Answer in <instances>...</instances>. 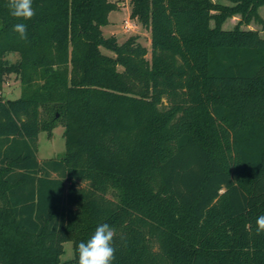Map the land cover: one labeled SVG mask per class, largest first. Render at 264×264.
<instances>
[{"label":"trees","instance_id":"1","mask_svg":"<svg viewBox=\"0 0 264 264\" xmlns=\"http://www.w3.org/2000/svg\"><path fill=\"white\" fill-rule=\"evenodd\" d=\"M118 1L33 0L18 21L0 0V93L20 84L0 95V264H78L103 223L113 264H264V38L241 28L264 0H129L149 58L103 35ZM57 125L64 154L39 159Z\"/></svg>","mask_w":264,"mask_h":264},{"label":"rangeland","instance_id":"2","mask_svg":"<svg viewBox=\"0 0 264 264\" xmlns=\"http://www.w3.org/2000/svg\"><path fill=\"white\" fill-rule=\"evenodd\" d=\"M214 2L231 5L233 2L231 0H212ZM258 12L264 22V5L260 6ZM130 3L129 0H119L118 8L112 10L108 19L107 25L102 27V32L104 36H114L119 43L125 41L129 36H137L138 41L148 49L146 57L150 56V30L148 27L142 25L140 21L136 18H131L130 15ZM240 20V15H234L227 18L222 23V28L230 29ZM211 21V25H213ZM241 28L243 29H256L259 31L260 35L264 38V23H259L251 20L248 23H242ZM101 50L109 55H113L111 51L101 48ZM16 54H10L9 59L14 60ZM20 94V84L19 80L16 79L14 74H10L6 77L5 82L0 95L3 98H16ZM63 128L57 125L52 129V136H48L45 131H41L38 134L37 140V157L39 159L44 158H57L64 154L65 144L64 137L62 135ZM63 253L61 259L65 261H70L73 257V246L72 242L66 241L63 243Z\"/></svg>","mask_w":264,"mask_h":264},{"label":"clouds","instance_id":"3","mask_svg":"<svg viewBox=\"0 0 264 264\" xmlns=\"http://www.w3.org/2000/svg\"><path fill=\"white\" fill-rule=\"evenodd\" d=\"M6 7L11 17L18 21L31 20L36 10L33 0H7ZM12 31L19 38L27 39V25L19 22L13 25ZM256 234H264V214L256 218ZM115 229L109 224L103 223L96 227L90 238L78 244V264H113L116 248L113 241Z\"/></svg>","mask_w":264,"mask_h":264}]
</instances>
